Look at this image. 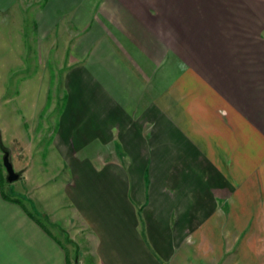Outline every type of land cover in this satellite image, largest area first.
<instances>
[{
    "label": "crops",
    "instance_id": "0c3cea01",
    "mask_svg": "<svg viewBox=\"0 0 264 264\" xmlns=\"http://www.w3.org/2000/svg\"><path fill=\"white\" fill-rule=\"evenodd\" d=\"M25 54L47 80L28 97ZM51 91L37 142L65 174L61 213H40L60 232L80 220L89 246L78 257L8 195L0 161V264H264V0H0L17 181Z\"/></svg>",
    "mask_w": 264,
    "mask_h": 264
},
{
    "label": "rangeland",
    "instance_id": "374dc122",
    "mask_svg": "<svg viewBox=\"0 0 264 264\" xmlns=\"http://www.w3.org/2000/svg\"><path fill=\"white\" fill-rule=\"evenodd\" d=\"M39 61H37V59L32 58V54H25V59H24V65L20 68L22 69V74L24 77H26V84L25 85H30L32 86L31 88H33V90H29L28 92H25V95L23 94V97H28L30 95H37L39 93V85L41 82H46L47 80H45V78H43L41 76V80L39 79V75L36 72V68H40V64H38ZM35 63V64H34ZM33 69L34 73H33ZM53 80L54 78H50L49 84L51 85V87L53 86ZM53 90V89H52ZM56 101L52 100L53 99V94L54 91L50 92V96H51V103H50V111L48 115V110L47 107L46 108V113H47V118H43V115L40 116H36L34 118L30 117L28 118L29 120H27V118H25L26 122L23 124L24 128L26 129V134L28 137V143H29V151L28 154H26L22 160V163L25 162V165L23 164L24 167H30V171L28 170L27 172V180L26 182L24 181H17V182H9L7 180V171L5 166H2L3 172L6 173V179H4V184H5V192L8 195H16L19 197L20 202L22 204H24L26 207H29L31 210L34 209L37 211L36 213H38L39 215H41L39 217V219L42 221V223L48 228L50 229L57 237V239L61 240L63 242V244L68 248H71L72 251H75L77 254L80 253V255H78V257H81L82 259L84 258V255L86 254L84 250V248H87L89 246V242L90 239L87 240V236H86V231L84 230V226L82 227L81 225H83V223H81L80 220H77L74 222V224L70 225H66L65 229H62V232H60L59 228H56L54 226H51L49 224V221L47 219L44 218L43 214L40 213L41 209L40 207L44 206L46 209L48 208L49 212H58V214L61 213L60 210V203L62 202V179L64 177L65 172L61 173L58 170V167H54L53 162H48V148L47 146L49 145L48 142V138L46 137L43 140H39L37 142V136H38V132H40V129L42 130L43 126H44V121L45 119L49 120L50 123H53V120L55 118V116L58 114L57 112H59L60 108H59V98L61 97V91H56ZM47 99H48V95H47ZM57 103L58 107H57V112L55 113L54 110L56 109V107L54 108L53 106H55V104ZM27 105V104H26ZM44 108V109H45ZM43 109L42 107H40V110ZM28 115V114H27ZM28 117V116H27ZM41 118V121L38 123V118ZM31 120V121H30ZM5 125L1 124V127L4 131L5 137L6 139L4 140L5 143H11V141L13 140V138H16L18 136V131L16 130L14 124L12 122H8V123H4ZM39 126V127H38ZM22 132V129L19 132ZM7 141V142H6ZM13 142V141H12ZM15 142V141H14ZM18 142V140L16 141V143ZM40 143L41 146L38 147V151H33L32 150V145L33 143ZM33 151L32 154H30ZM38 154H40L38 156ZM0 161L3 163V153H1L0 151ZM38 156V157H37ZM2 165V164H1ZM4 165V164H3ZM45 167L44 170H42V166ZM47 167V168H46ZM54 168L56 169L55 173V182H51L48 183V178H44L42 179V171H46L49 168ZM15 169V168H14ZM49 172V171H48ZM50 174L52 173L49 172ZM51 179V178H49ZM40 180L44 181L46 183L45 187L42 188H38L36 190V183H38ZM10 184H14V185H10ZM54 184V185H53ZM28 190H31L32 195L34 194V191H36V197L40 198L41 204L38 203V201L35 198H29L28 194ZM50 192V193H49ZM48 203V204H47ZM34 212V211H33ZM56 216V215H55ZM69 218V213L66 215ZM70 244V245H69ZM82 248V250L80 249ZM82 252H83V256H82ZM71 253V252H70Z\"/></svg>",
    "mask_w": 264,
    "mask_h": 264
},
{
    "label": "water",
    "instance_id": "95a60500",
    "mask_svg": "<svg viewBox=\"0 0 264 264\" xmlns=\"http://www.w3.org/2000/svg\"><path fill=\"white\" fill-rule=\"evenodd\" d=\"M1 148L3 150V164L7 171V180L9 182H15L17 181L21 173L17 172L14 169L13 163H12V156H11V150L9 148H5L2 146V142H0Z\"/></svg>",
    "mask_w": 264,
    "mask_h": 264
},
{
    "label": "trees",
    "instance_id": "16d2710c",
    "mask_svg": "<svg viewBox=\"0 0 264 264\" xmlns=\"http://www.w3.org/2000/svg\"><path fill=\"white\" fill-rule=\"evenodd\" d=\"M0 142H2V141H1V137H0ZM2 146L5 147V148H7L6 146L3 145V143H2ZM1 164H2V166L4 167V165H3L2 162H1ZM30 215H31L32 217H34L38 222H40V223L43 225L42 221L38 218V215H36L34 212H30Z\"/></svg>",
    "mask_w": 264,
    "mask_h": 264
}]
</instances>
